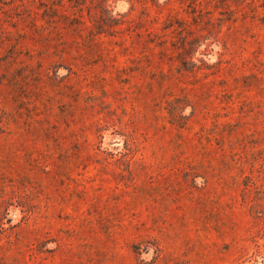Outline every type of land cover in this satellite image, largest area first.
I'll use <instances>...</instances> for the list:
<instances>
[{"label":"rangeland","instance_id":"rangeland-1","mask_svg":"<svg viewBox=\"0 0 264 264\" xmlns=\"http://www.w3.org/2000/svg\"><path fill=\"white\" fill-rule=\"evenodd\" d=\"M0 264H264V0H0Z\"/></svg>","mask_w":264,"mask_h":264}]
</instances>
